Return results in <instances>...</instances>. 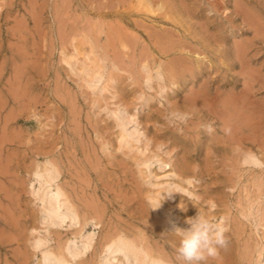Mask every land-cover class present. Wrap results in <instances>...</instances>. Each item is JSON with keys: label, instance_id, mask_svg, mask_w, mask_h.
<instances>
[{"label": "rangeland", "instance_id": "1", "mask_svg": "<svg viewBox=\"0 0 264 264\" xmlns=\"http://www.w3.org/2000/svg\"><path fill=\"white\" fill-rule=\"evenodd\" d=\"M137 3L0 0V126L10 111L15 135L0 137V264H126L118 237L135 246L128 264H185L172 230L197 211L226 240L199 264H264V0ZM43 160L75 221L43 218Z\"/></svg>", "mask_w": 264, "mask_h": 264}, {"label": "bare ground", "instance_id": "2", "mask_svg": "<svg viewBox=\"0 0 264 264\" xmlns=\"http://www.w3.org/2000/svg\"><path fill=\"white\" fill-rule=\"evenodd\" d=\"M96 1V0H95ZM98 1V0H97ZM166 0H138V3H137V5H139L140 7L142 6V9L144 8L145 10H149L150 11V9H149V7L148 6H150L151 4H155V3H157V2H161V4L162 3H164ZM184 0H179V3L181 4V2H183ZM43 2V1H42ZM113 2V1H112ZM136 2V1H135ZM214 2V1H213ZM217 2V1H216ZM234 2H236V1H234ZM101 3V2H100ZM114 3V2H113ZM121 4V3H120ZM159 4V3H158ZM236 4V3H235ZM82 5V4H81ZM131 5V4H130ZM30 6V5H29ZM40 6V5H39ZM99 6V5H98ZM123 6V5H122ZM122 6H121V8H122ZM239 6V5H238ZM33 7V6H32ZM41 7V6H40ZM100 7H102V6H100ZM240 7V6H239ZM23 8V7H22ZM25 8V7H24ZM41 8H43V7H41ZM91 8V7H90ZM97 8V7H96ZM127 8H130V7H128L127 6ZM162 8V7H161ZM237 8V7H236ZM243 8V7H242ZM19 9V8H18ZM32 9H34V8H32ZM31 9V10H32ZM166 9V8H165ZM241 9V8H240ZM55 10V9H54ZM104 10V9H103ZM190 10V9H189ZM237 10V9H236ZM239 10V9H238ZM249 10V9H248ZM143 11V10H142ZM165 11V10H164ZM179 11V10H178ZM188 11V10H187ZM33 12V11H32ZM55 12V11H54ZM60 12V11H59ZM163 12V11H162ZM238 12H240V11H238ZM250 12V11H249ZM14 13V12H13ZM57 13V12H56ZM182 13V12H181ZM180 13V14H181ZM223 13V12H222ZM240 13H242V12H240ZM16 14V13H15ZM159 14V13H158ZM163 14V13H162ZM187 14V13H186ZM185 14V15H186ZM224 14V13H223ZM244 14V13H243ZM4 15V14H3ZM55 15V14H54ZM60 15V14H59ZM62 15V14H61ZM157 15V14H156ZM188 15V14H187ZM246 17H249L250 19H251V17H250V15H251V13H250V15H249V13H247V15L246 14H244ZM33 16V15H32ZM113 16V15H112ZM191 16V15H190ZM244 16V17H245ZM5 17V16H4ZM22 17V16H21ZM35 17H37V16H35ZM41 17V16H40ZM242 17V16H241ZM243 17V18H244ZM246 17L244 18L245 20H246ZM226 18H228L227 16H226ZM248 18V19H249ZM255 18V17H254ZM6 19H7V17H6ZM32 19H34V21H36V19L38 20V18H32ZM59 19V18H58ZM57 19V20H58ZM201 19V18H200ZM229 19V18H228ZM243 19V20H244ZM256 19L257 18H255V20L253 21V22H255L256 21ZM133 20V19H132ZM203 20V19H202ZM233 20V19H232ZM21 21V20H20ZM33 21V20H32ZM59 21V20H58ZM63 21V20H62ZM134 21V20H133ZM132 21V22H133ZM257 21H259L258 19H257ZM124 22V21H123ZM135 22V21H134ZM149 22V21H148ZM203 22H205L204 20H203ZM244 22V21H243ZM247 22V21H246ZM11 23V22H10ZM13 23H14V20H13ZM19 23V22H18ZM33 23V22H32ZM15 24V23H14ZM26 24V23H25ZM35 24H37L36 22H35ZM141 24V23H140ZM143 24V23H142ZM159 24V23H158ZM234 24V23H233ZM236 24V23H235ZM259 24V23H258ZM18 25V24H17ZM94 25V24H93ZM203 25V24H202ZM242 25V24H241ZM257 26L258 27V25H257V23H255L254 24V26ZM261 25V27H262V24H260ZM35 26V25H34ZM128 26V25H127ZM141 26V25H140ZM153 26V25H152ZM247 26H249V25H247ZM20 27V26H19ZM96 27V26H95ZM146 27V26H145ZM21 28V27H20ZM150 28V27H149ZM250 28H253V27H250ZM255 29H257L256 27H254ZM27 30H28V28H26ZM36 29V28H35ZM38 29V28H37ZM36 29V30H37ZM61 29V28H60ZM59 29V30H60ZM116 29V28H115ZM151 29V28H150ZM166 29V28H165ZM264 29V28H263ZM13 30H14V28H13ZM40 30V29H39ZM39 30H38V32H39ZM58 30V31H59ZM125 30V29H124ZM123 30V31H124ZM153 30H156V29H153ZM250 30V29H249ZM260 30V28L258 29V31ZM262 30V29H261ZM260 30V31H261ZM29 31V30H28ZM42 31V30H41ZM40 31V32H41ZM174 31V30H173ZM173 31H171V32H173ZM253 31H255V30H253ZM264 31V30H263ZM39 32V33H40ZM56 32H57V30H56ZM99 32V31H98ZM107 32H110V31H107ZM139 32V31H138ZM160 31H158V33H159ZM16 33V32H15ZM32 33V32H31ZM42 33V32H41ZM72 33V32H71ZM100 33V32H99ZM124 33V32H123ZM146 33H148V32H146ZM153 33V32H152ZM155 33H157L156 31H155ZM260 32H258L257 34H259ZM74 34V33H73ZM108 34V33H107ZM110 34V33H109ZM122 34V33H121ZM125 34H126V32H125ZM150 34V33H149ZM178 34V33H177ZM256 34V35H257ZM261 34V33H260ZM118 35V34H117ZM119 35H120V32H119ZM162 35V33H160V35H159V37ZM174 34H172L171 36H173ZM256 35H254V36H256ZM39 36V35H38ZM59 36H60V34H59ZM114 36V35H113ZM122 36V35H121ZM129 36V35H128ZM148 36V35H147ZM150 36H152V35H149L148 36V38L150 37ZM170 35H168L167 37H163V35H162V37L164 38L163 40L168 44L169 43V41L170 42H173L172 40H171V37H169ZM175 36V35H174ZM107 37V36H106ZM126 37V36H125ZM158 37V36H157ZM23 38H25V37H23ZM29 38V37H28ZM33 38V37H32ZM45 38V37H44ZM108 38V37H107ZM113 38V37H112ZM180 38V37H179ZM249 38H251V37H249ZM57 39H58V37H57ZM118 39H120V38H118ZM181 39V38H180ZM182 39H184V38H182ZM233 39V38H232ZM18 40V39H17ZM120 40H124L123 38L122 39H120ZM128 40V39H127ZM155 40V39H154ZM153 40V41H154ZM159 41H160V39H158ZM235 40V39H234ZM234 40H233V42H234ZM252 40V39H251ZM8 41V40H7ZM119 41V40H118ZM131 41V40H130ZM129 41V42H130ZM9 42V41H8ZM15 42V41H14ZM37 42V41H36ZM43 42V41H42ZM112 42H113V40H112ZM121 42H123V41H121ZM125 42V41H124ZM175 42V41H174ZM6 43V42H5ZM10 43V42H9ZM109 43V42H108ZM118 43V42H117ZM120 43V42H119ZM179 43V42H178ZM235 43V42H234ZM21 44V43H20ZM30 44H31V42H30ZM35 44V43H34ZM41 44V43H40ZM51 44V43H50ZM121 44V43H120ZM125 44V43H124ZM131 44V43H130ZM144 44V43H143ZM10 45V44H9ZM13 45V44H12ZM18 45V44H17ZM109 45V44H108ZM122 45H123V43H122ZM11 46V45H10ZM31 46V45H30ZM119 46H121V45H119ZM124 46V45H123ZM127 46H130V45H127ZM131 46H132V44H131ZM130 46V47H131ZM158 46V45H157ZM165 46V45H164ZM168 46H171V44L169 43V45ZM180 46V45H179ZM239 46H244L243 44L241 45V44H239ZM147 47V46H146ZM181 47V46H180ZM195 47V46H194ZM9 48V47H8ZM40 48V47H39ZM38 48V49H39ZM188 48V47H187ZM188 49H190V48H188ZM192 50V49H191ZM193 50H198L197 48L196 49H193ZM192 50V51H193ZM39 51H40V49H39ZM48 51V50H47ZM130 51V50H129ZM164 51V50H163ZM170 51H171V49H170ZM199 51V53H201V51L200 50H198ZM238 51H240V50H238ZM162 52V51H161ZM242 51H240V53H241ZM19 53V52H18ZM167 53V52H166ZM41 54V53H40ZM239 54V53H238ZM238 54H236V55H238ZM33 55V54H32ZM50 55V54H49ZM115 55V54H114ZM122 55V54H121ZM126 55V54H125ZM132 55V54H131ZM134 55V54H133ZM152 55V54H151ZM172 55V54H171ZM36 56V55H35ZM106 56V55H105ZM116 57H118L117 55H115ZM128 56V55H127ZM129 56H130V54H129ZM143 56V55H142ZM141 56V57H142ZM184 56V55H183ZM206 56V55H205ZM240 56V55H239ZM39 57V56H38ZM111 57H114V56H112L111 55ZM122 57V56H121ZM121 57H119L118 59H121ZM133 57V56H132ZM140 57V58H141ZM143 57H145V56H143ZM148 57V56H147ZM177 57H178V55H177ZM207 57V56H206ZM231 57V56H230ZM9 58V57H8ZM30 58V57H29ZM36 58V57H35ZM63 58V57H62ZM65 58V57H64ZM100 58V57H99ZM128 58V57H127ZM146 58V57H145ZM153 58H155V57H153ZM170 58V57H169ZM178 58H180V56L178 57ZM208 58V57H207ZM210 58V57H209ZM217 58V57H216ZM231 58H233V57H231ZM47 59V58H46ZM113 59V58H112ZM115 59V58H114ZM117 59V58H116ZM115 59V60H116ZM117 59V60H118ZM130 59V58H129ZM133 59V58H132ZM142 59V58H141ZM157 59V58H156ZM184 59V58H183ZM234 59V58H233ZM101 60V59H100ZM161 60V59H160ZM182 60V59H181ZM211 60V59H210ZM220 60V59H219ZM239 60V59H238ZM240 60L242 61V59L240 58ZM261 60V59H260ZM24 61V60H23ZM35 61V60H34ZM155 61V60H154ZM164 61V60H163ZM162 61V62H163ZM189 61H191V60H189ZM218 61V60H217ZM240 61V62H241ZM28 62H30V60L28 61ZM67 62V61H66ZM123 62V61H122ZM157 62H158V60H157ZM233 62V61H232ZM242 62H244L245 64H246V62L245 61H242ZM126 63V62H125ZM131 63V62H130ZM140 63V62H139ZM163 63H165V62H163ZM173 63V62H172ZM221 63V62H220ZM234 63V62H233ZM4 64V63H3ZM29 64V63H28ZM132 64V63H131ZM169 64V63H168ZM185 64V63H184ZM232 64V63H231ZM33 65V64H32ZM42 65V64H41ZM118 65V64H117ZM122 65V64H121ZM125 65V64H124ZM3 66V65H2ZM27 66V65H26ZM26 66H25V64H24V62L18 67V68H16V67H13L14 68V73L16 74H19L20 73V71H25V74H26ZM167 66V65H166ZM172 66V65H171ZM189 66V65H188ZM192 66V65H191ZM260 66V65H259ZM259 66H257L258 68H259ZM121 67V66H120ZM174 67V66H173ZM177 67V66H176ZM195 67V66H194ZM256 67V66H255ZM86 68V67H85ZM126 68V67H125ZM186 68V67H185ZM242 68V67H241ZM248 68V67H247ZM35 69V68H34ZM37 69V68H36ZM188 69V68H187ZM246 69V68H245ZM31 70V69H30ZM39 70V69H38ZM178 70V69H177ZM242 70V69H241ZM252 70V69H251ZM28 71V70H27ZM247 71V70H246ZM188 72V71H187ZM237 72V71H236ZM255 72V71H254ZM221 73V72H220ZM238 73V72H237ZM250 73H251V71H250ZM249 73V74H250ZM257 73H258V71H257ZM167 74V73H166ZM240 74V73H239ZM251 75H252V73H251ZM254 75V74H253ZM252 75V76H253ZM238 76H240V75H238ZM127 77V76H126ZM18 78V77H17ZM94 78V77H93ZM209 78V77H208ZM13 80H14V77H13ZM18 80V79H17ZM84 80V79H83ZM87 80V79H86ZM243 80V79H242ZM203 81H205V80H203ZM248 81V80H247ZM261 81V80H260ZM15 82V81H14ZM19 82V81H18ZM22 82V81H21ZM89 82V81H88ZM9 83V82H8ZM17 83V82H16ZM15 83V84H16ZM261 83H262V81H261ZM18 84V83H17ZM260 84V83H259ZM7 85H9V84H7ZM3 86H6V85H3ZM12 86V85H11ZM7 87V86H6ZM10 87V86H9ZM16 87V86H15ZM19 87V86H18ZM14 88V87H13ZM13 88H12V90H13ZM17 88V87H16ZM23 88V87H22ZM7 89V88H6ZM10 89V88H9ZM18 89V88H17ZM17 89H16V91H17ZM11 90V91H12ZM10 91V90H9ZM15 91V92H16ZM19 91V90H18ZM18 91H17V93H18ZM193 91V90H192ZM217 91V90H216ZM23 92V91H22ZM17 93H16V95H17ZM216 93H218V92H216ZM12 94H14V93H12ZM23 94V96H24V92L22 93ZM114 94V93H113ZM229 94V93H228ZM15 95V96H16ZM31 95H32V92H31ZM119 95V94H118ZM207 95V94H206ZM232 97H235V96H233V92H232ZM235 95H236V93H235ZM22 96V97H23ZM212 96V95H211ZM225 96H228L227 94L225 95ZM239 96V95H238ZM238 96H236V97H238ZM12 97V96H11ZM17 97V96H16ZM30 97V96H29ZM228 97H230V96H228ZM227 97V98H228ZM0 98H2V97H0ZM21 98V97H20ZM32 98H34V97H32ZM31 98V99H32ZM231 98V97H230ZM229 98V99H230ZM13 99H14V97H13ZM187 99V98H186ZM235 99V98H234ZM248 99V98H247ZM21 100H23V99H21ZM25 100V99H24ZM28 100V99H27ZM221 100V99H220ZM220 100H219V103H222V102H220ZM223 100V99H222ZM232 100V99H231ZM2 100H0V102H1ZM29 101H31V100H29ZM120 101V100H119ZM190 101V100H189ZM202 101V100H201ZM226 101V100H225ZM224 101V102H225ZM243 102H244V100H243ZM242 102V103H243ZM23 103V102H22ZM226 103H227V101H226ZM253 103V102H252ZM27 104V103H26ZM195 104V103H194ZM245 104V103H244ZM3 105V104H2ZM22 105V104H21ZM247 105V104H246ZM204 106V105H203ZM229 106V105H228ZM1 107V106H0ZM3 107V106H2ZM19 107V106H18ZM187 107V106H186ZM250 107V106H249ZM217 108V107H216ZM243 108V107H242ZM258 108V107H257ZM37 109V108H36ZM206 109H207V107H206ZM225 108H222V110H220L221 112H223V110H224ZM248 109V108H247ZM253 109V108H252ZM12 110V109H11ZM35 110V109H34ZM238 110V109H237ZM5 111V110H4ZM8 111V110H7ZM12 111H14V110H12ZM26 111V110H25ZM187 111V110H186ZM217 111L218 110H214V114H215V112H216V114H217ZM247 111V110H246ZM10 112V111H9ZM4 113V114H6L5 115V117H4V119H3V122H2V124H1V126H0V137H2L3 138V141H5L6 140V142H7V140H9V141H12L13 140V138H14V130H13V128H12V126H11V123H9L10 122V119H11V114L10 113ZM220 112V113H221ZM225 112H229V111H227V110H224V114H225ZM126 113V112H125ZM218 113H219V111H218ZM223 113L222 114H218L219 116H220V118L222 117L221 115H224ZM233 113H229V117H231V118H228V119H230V120H239V119H237L236 117H235V115L233 116L232 115ZM261 114H263L262 112H261ZM240 115H241V113H240ZM242 115H243V113H242ZM241 115V116H242ZM123 116H124V114H123ZM226 116V115H225ZM252 116H254V115H252ZM1 117V116H0ZM3 117V116H2ZM260 117V116H259ZM245 119H247V118H245ZM254 119H256V118H254ZM262 119V118H261ZM19 120V119H18ZM215 120V119H214ZM220 120V119H219ZM223 120V119H222ZM221 120V121H222ZM194 121V120H193ZM228 121V120H227ZM235 121H234V123H235ZM236 121V122H237ZM251 120H249V122H250ZM256 121V120H255ZM258 121V120H257ZM224 122V121H223ZM243 122V121H242ZM254 122V121H253ZM261 122V121H260ZM230 123V122H229ZM196 124V123H195ZM226 124H228V122L226 123ZM230 124H233V122L232 123H230ZM236 124V123H235ZM234 124V125H235ZM240 124V123H239ZM242 124V123H241ZM264 124V123H263ZM234 125H232L233 127H234ZM253 125V124H252ZM222 126V125H221ZM231 126V127H232ZM258 126V125H257ZM231 127H228L229 129H227V128H225V126H223V129L225 128L226 130V132L229 130V132H232V131H235L236 132V130H234L236 127H234V129L232 128V131H231ZM238 127V126H237ZM248 124L246 125V128L248 129ZM18 128V127H17ZM91 128H93V125H92V127ZM16 129V128H15ZM214 129V128H213ZM222 129V130H223ZM236 129H238V128H236ZM220 130H221V128H220ZM239 130V129H238ZM255 130V129H254ZM250 131V130H249ZM258 131H260V130H258ZM229 132H227V134L229 133ZM263 132V131H262ZM264 133V132H263ZM243 135H245V132L244 133H242ZM34 135V134H33ZM229 135H230V133H229ZM228 135V136H229ZM124 136V135H123ZM233 137H234V135H232ZM232 136H230V137H228L227 139H231V140H233L234 138H231ZM246 136V135H245ZM261 136V135H260ZM218 137V136H217ZM241 137V136H240ZM127 138V137H126ZM213 138V137H212ZM243 138V137H242ZM252 138V137H251ZM222 139V138H221ZM245 139V138H244ZM255 138L253 137V139H252V141L254 140ZM239 140V139H238ZM246 140H247V138H246ZM2 141V142H3ZM220 141V140H219ZM259 141H260V139H259ZM13 142V141H12ZM32 142V141H31ZM214 142V141H213ZM236 142H239V141H237V139H236ZM254 142H255V140H254ZM256 142H257V138H256ZM261 142V141H260ZM263 142V141H262ZM261 142V143H262ZM18 144V143H17ZM29 144V143H28ZM264 145V144H263ZM0 146H2L1 144H0ZM6 146V145H5ZM22 147V146H21ZM56 147V146H55ZM209 147V146H208ZM245 147V146H244ZM251 147V146H250ZM73 148V147H72ZM262 148H263V146H262ZM82 149V148H81ZM91 149V148H90ZM209 149H211V148H209ZM209 149H207V150H209ZM1 148H0V152H1ZM86 151H87V148H86ZM92 151V150H91ZM236 151V150H235ZM243 151V150H242ZM254 152V151H253ZM13 153V152H12ZM12 153H11V155H12ZM94 153V152H93ZM14 154V153H13ZM27 154V153H26ZM1 155V154H0ZM226 156V155H225ZM229 156V155H228ZM249 157V156H248ZM250 157H253V156H251L250 155ZM65 158V157H64ZM89 158V157H88ZM85 159V158H84ZM224 159V158H223ZM235 159V158H234ZM252 159V158H251ZM32 160V159H31ZM57 160V159H56ZM109 160V159H108ZM118 160V159H117ZM3 161H5V160H3ZM87 161V160H86ZM95 161V160H94ZM120 161V160H119ZM258 161V160H257ZM76 162V161H75ZM88 162V161H87ZM218 162V161H217ZM7 163V162H6ZM120 164H121V162H119ZM231 163H233V162H231ZM1 164V163H0ZM41 167H36V169L33 171V174L36 176V177H38V178H40V179H42V181L48 186V188L43 192V194L41 195V197H40V200H41V202H42V214H43V218H46V219H48V221L50 222L49 224H54V223H61V222H63L66 218H69L71 221H73L74 219H75V217H76V213H75V211H74V209L71 207V204L70 205H68L69 203H68V200H67V198H65V197H63L64 196V193H63V191L59 188V187H55V189L53 190V191H51L50 190V186L51 185H53V182L55 181V178H56V176H57V173H56V170L54 169V167H53V165H51V163L50 162H46V161H42L41 162ZM77 164V163H76ZM187 164V163H186ZM239 164H241V163H239ZM254 164V163H253ZM261 164V163H260ZM1 165H3V164H1ZM88 165H90V163L88 164ZM92 165V164H91ZM98 165V164H97ZM4 166V165H3ZM6 166V165H5ZM71 166V165H70ZM227 166V165H226ZM254 166V165H253ZM29 167V166H28ZM94 167V166H93ZM2 168V171L4 172V170L3 169H5V168H3V167H1ZM124 168V167H123ZM263 168V167H262ZM234 169V168H233ZM215 170V169H214ZM2 171H0V174L1 173H3ZM8 171V170H7ZM77 171H79V170H77ZM77 171H75V172H77ZM240 172V171H239ZM89 174V173H88ZM209 174V173H208ZM222 175V174H221ZM224 175V174H223ZM249 175V174H248ZM258 178V177H257ZM19 179V178H18ZM124 179V178H123ZM20 180V179H19ZM25 180H26V178H25ZM0 181H3V180H1L0 179ZM12 181V180H11ZM28 181V180H27ZM39 181V180H38ZM213 181V180H212ZM15 182H16V180H15ZM256 182V181H255ZM258 182V181H257ZM4 183V182H3ZM74 183V182H73ZM17 184V183H16ZM63 184V183H62ZM78 184V183H77ZM1 185V184H0ZM23 185H24V183H23ZM61 185V184H60ZM66 185V184H65ZM106 185V184H105ZM104 185V186H105ZM21 186V185H20ZM71 186V185H70ZM106 187V186H105ZM108 187V186H107ZM260 187V186H259ZM80 189V188H79ZM109 189V188H108ZM31 190V189H30ZM27 191V190H26ZM68 191V190H67ZM82 191V190H81ZM226 191V190H225ZM264 191V190H263ZM6 192V191H5ZM5 192H3V193H5ZM69 192V191H68ZM70 193V192H69ZM17 194V193H16ZM82 194H83V192H82ZM80 195V194H79ZM84 195V194H83ZM77 196V195H76ZM81 196V195H80ZM70 197V196H69ZM83 197V196H82ZM235 197V196H234ZM264 197V196H263ZM74 198H75V196H74ZM244 198V197H243ZM87 199V198H86ZM93 199V198H92ZM133 199V198H132ZM82 200V199H81ZM240 200V199H239ZM260 201V200H259ZM24 202V201H23ZM88 202V201H87ZM244 202V201H243ZM72 203V202H71ZM85 204H86V202H84ZM83 204V203H82ZM264 204V203H263ZM37 205V204H36ZM159 208V207H158ZM2 209V208H1ZM91 209V208H90ZM248 210V209H247ZM6 211V210H5ZM9 211H10V209H9ZM25 211V210H24ZM7 212V211H6ZM198 212V211H197ZM1 213V212H0ZM78 213V212H77ZM200 213V212H199ZM79 214H80V212H79ZM27 215V214H26ZM90 215V214H89ZM247 216V215H246ZM254 216V215H253ZM16 217V216H15ZM23 217V216H22ZM89 217V216H88ZM87 217V218H88ZM98 217V216H97ZM21 218V217H20ZM99 218H100V216H99ZM236 220V219H235ZM75 221V220H74ZM13 222V221H12ZM183 222V221H182ZM221 222V221H220ZM14 223V222H13ZM217 223V222H216ZM2 224V223H1ZM68 224V223H67ZM254 225V224H253ZM20 226V225H19ZM60 226H61V224H60ZM22 227V226H21ZM83 227H85V225L83 226ZM12 228H13V226H12ZM20 228V227H19ZM5 229V228H4ZM18 229V228H17ZM1 230H3V229H1ZM0 230V231H1ZM4 231V230H3ZM84 231V230H83ZM18 232V231H17ZM72 232V231H71ZM89 232V231H88ZM9 233V232H8ZM12 233V232H11ZM0 234H2L1 232H0ZM87 234V233H86ZM92 234V233H91ZM239 234V233H238ZM4 235H5V233H4ZM107 236V235H106ZM132 236V235H131ZM12 237V236H11ZM104 237V236H103ZM258 237V236H257ZM13 238H15L14 236H13ZM23 239H25V238H23ZM45 239V238H44ZM88 239V238H87ZM131 239H132V237H131ZM92 240V239H91ZM9 241V240H8ZM42 241H44L43 239H42ZM147 243V242H146ZM85 244V243H84ZM144 244V243H143ZM150 245V244H149ZM156 245V244H155ZM36 246V245H35ZM19 247V246H18ZM105 247V246H104ZM158 247H159V245H158ZM22 248V247H21ZM40 248V247H39ZM39 248H37V249H39ZM111 249V248H110ZM152 249V248H151ZM159 249V248H158ZM21 249H20V247H19V250H16V251H20ZM135 250V246H134V244L132 243V242H130V241H128V240H126V239H122V238H117L116 240H115V246H114V251H121L122 253H123V255H124V257H125V260H126V264H128L129 263V257L131 256V253H134L133 251ZM39 251V250H38ZM175 251H176V249H175ZM71 252L72 253H75V249L73 248V249H71ZM17 253V252H16ZM20 253H22V251L20 252ZM85 253V252H84ZM150 253V252H149ZM262 253V252H261ZM103 254V253H102ZM105 254V253H104ZM103 254V255H104ZM260 254V253H259ZM17 255V254H16ZM22 255V254H21ZM239 255V254H238ZM24 256V255H23ZM115 256V255H114ZM240 256V255H239ZM262 256V255H261ZM56 257H58V256H56ZM20 259H22V258H20ZM25 259V258H24ZM147 259V258H146ZM261 259V258H260ZM43 260H44V263L45 264H51V261H50V257L49 256H45L44 258H43ZM114 260V259H113ZM22 261H24V260H22ZM22 261L20 262V263H22ZM63 262V261H62ZM108 262V261H107ZM112 262V261H111ZM111 262H109V263H111ZM121 262V261H120ZM123 262V261H122ZM17 263H19L18 261H17ZM26 263V262H25ZM106 263V262H105ZM131 263V262H130ZM72 264V263H71ZM132 264V263H131ZM138 264V263H137ZM147 264V263H146ZM149 264H165L163 261H160V260H154V259H151L150 260V263Z\"/></svg>", "mask_w": 264, "mask_h": 264}, {"label": "clouds", "instance_id": "3", "mask_svg": "<svg viewBox=\"0 0 264 264\" xmlns=\"http://www.w3.org/2000/svg\"><path fill=\"white\" fill-rule=\"evenodd\" d=\"M172 193L181 192L176 190L161 193L160 199L150 208L156 209L160 206L164 198L162 194L171 195ZM185 224V227L174 226L172 230L179 237L177 256L185 264H199L207 257H215L218 254L217 246H223L226 243L223 230L212 225L199 211L196 215L187 217Z\"/></svg>", "mask_w": 264, "mask_h": 264}]
</instances>
